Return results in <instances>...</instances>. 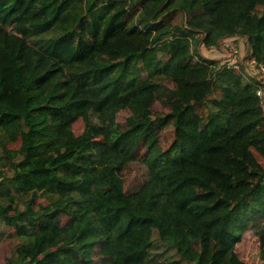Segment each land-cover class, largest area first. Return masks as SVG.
Segmentation results:
<instances>
[{"label": "trees", "instance_id": "obj_1", "mask_svg": "<svg viewBox=\"0 0 264 264\" xmlns=\"http://www.w3.org/2000/svg\"><path fill=\"white\" fill-rule=\"evenodd\" d=\"M226 37L264 64V0H0V264H264V85L201 53Z\"/></svg>", "mask_w": 264, "mask_h": 264}, {"label": "rangeland", "instance_id": "obj_2", "mask_svg": "<svg viewBox=\"0 0 264 264\" xmlns=\"http://www.w3.org/2000/svg\"><path fill=\"white\" fill-rule=\"evenodd\" d=\"M219 3V1L214 2L213 6H217ZM170 25V23L168 24V26ZM153 32H157V31H152L151 29H147L144 30L143 33H141V35H136L134 37L130 38V41L128 42L129 46H133L134 44H137L139 42H143V43H150L151 38H152V34ZM244 38V39H243ZM241 37L240 39L237 40H233V45H235L236 48H241L242 50H245V52H248V42L246 40V37ZM122 41L123 38H115V41ZM228 41V40H227ZM222 46V45H221ZM216 47V46H206L204 43H201L200 45V51L203 55L209 57V58H213L214 54H217V49L216 48H222V47ZM221 50V49H219ZM222 50L224 51L225 54V50L222 48ZM245 54H241L240 56L238 55V57H240L241 59L246 58V56H244ZM237 57V58H238ZM225 59V58H224ZM245 60V59H244ZM247 61V59H246ZM245 72L247 75H250L249 77H254V76H258V78H261V72H260V68L256 67V66H250L248 65V63H245ZM155 108L159 109L160 107L157 105H154ZM204 107H202L201 112L203 111ZM205 112H207L206 109H204ZM131 115V112L129 110H123L120 112V114L118 115V119L125 123L127 118ZM83 129V123L82 122H77L75 124V131L76 133H80ZM173 127L172 126H168L164 129H162L159 133V138H160V143L163 147H167L172 139H173ZM146 150V149H145ZM143 147L140 148L139 150V154H138V158L136 161L129 163L127 166H125L124 171H123V176H124V180H125V186L126 189L128 191H134L137 190L139 188V186L141 185V183L147 178L148 176V170H147V166L143 163V155L145 154V151ZM252 150V149H251ZM254 155L256 156L257 160L262 163V165L264 166V158L255 150H252ZM113 163V157L112 156H107L104 159H102L100 166L101 167H105L106 165H110ZM14 230L8 232V234H6L5 239H3V241L0 244V254H8L11 248V244L10 239H9V235L11 233H13ZM14 236V234L12 235ZM250 239V238H247ZM248 242H246L245 240L242 242L239 249V252L241 254H243L244 249L246 248ZM250 244V243H249ZM251 245V244H250ZM1 256V255H0ZM1 258L3 259L4 256Z\"/></svg>", "mask_w": 264, "mask_h": 264}, {"label": "built area", "instance_id": "obj_3", "mask_svg": "<svg viewBox=\"0 0 264 264\" xmlns=\"http://www.w3.org/2000/svg\"><path fill=\"white\" fill-rule=\"evenodd\" d=\"M232 43H233L232 41H227V40L220 41V46L222 45L221 47L225 50V59L223 63H225L229 67H232L238 70H243V65H242L243 63H248V65L252 67L256 66L260 68V72H261L260 80H262V84L264 85V64H262L261 66H257L255 60L244 61L243 59L238 57L239 48H236L235 45H233ZM257 94L260 96L262 105L264 106L263 87H260L258 89Z\"/></svg>", "mask_w": 264, "mask_h": 264}, {"label": "crops", "instance_id": "obj_4", "mask_svg": "<svg viewBox=\"0 0 264 264\" xmlns=\"http://www.w3.org/2000/svg\"><path fill=\"white\" fill-rule=\"evenodd\" d=\"M241 37H226V38H224L223 40H228V41H232L233 42V40L235 39V40H237V39H240ZM243 38V37H242ZM244 39V38H243ZM223 40H221V41H223ZM217 49V54H214L213 55V58L212 59H218V60H220L221 62H222V64H223V62H224V58H225V54H224V51L222 50V48H216ZM219 49H221V50H219ZM240 53L242 54H245L246 55V52H245V50H242L241 48L239 49V56H240ZM244 55V56H245ZM207 57V56H206Z\"/></svg>", "mask_w": 264, "mask_h": 264}]
</instances>
